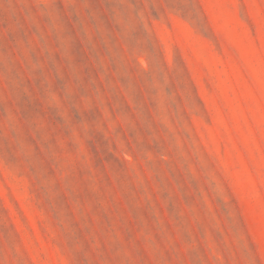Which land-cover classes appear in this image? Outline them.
<instances>
[{
  "label": "rangeland",
  "instance_id": "obj_1",
  "mask_svg": "<svg viewBox=\"0 0 264 264\" xmlns=\"http://www.w3.org/2000/svg\"><path fill=\"white\" fill-rule=\"evenodd\" d=\"M0 264H264V0H0Z\"/></svg>",
  "mask_w": 264,
  "mask_h": 264
}]
</instances>
